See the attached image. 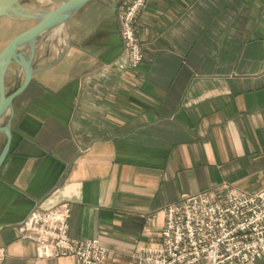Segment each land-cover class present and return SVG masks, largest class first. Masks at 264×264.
I'll use <instances>...</instances> for the list:
<instances>
[{
  "label": "crops",
  "instance_id": "crops-1",
  "mask_svg": "<svg viewBox=\"0 0 264 264\" xmlns=\"http://www.w3.org/2000/svg\"><path fill=\"white\" fill-rule=\"evenodd\" d=\"M122 1L90 0L34 44L0 164L4 264H80L36 257L17 230L35 208L69 204L71 238L134 264L182 195L264 187V0H147L136 69L116 66Z\"/></svg>",
  "mask_w": 264,
  "mask_h": 264
},
{
  "label": "built area",
  "instance_id": "built-area-1",
  "mask_svg": "<svg viewBox=\"0 0 264 264\" xmlns=\"http://www.w3.org/2000/svg\"><path fill=\"white\" fill-rule=\"evenodd\" d=\"M147 0H123L118 6L122 56L119 69H136L143 60L138 16ZM71 208L60 204L35 208L17 226L21 238L33 242L36 257L74 258L80 264H107L109 250L97 238L68 235ZM134 264H246L264 257V187L244 192L226 187L182 195L165 206L157 244L138 246ZM5 249L0 247V264Z\"/></svg>",
  "mask_w": 264,
  "mask_h": 264
},
{
  "label": "water",
  "instance_id": "water-1",
  "mask_svg": "<svg viewBox=\"0 0 264 264\" xmlns=\"http://www.w3.org/2000/svg\"><path fill=\"white\" fill-rule=\"evenodd\" d=\"M21 0H0V18L8 17L15 20H34L36 23L14 37L0 51V119L11 111L13 100L30 83L35 69L32 66L34 44L37 38L49 30L68 22L71 17L90 0H64L57 7L49 10L31 11L22 6ZM28 51L26 53L25 51ZM13 64L22 69V79L19 85L10 93L6 92L5 77ZM0 132L5 136L4 145L0 151V164L5 159L10 143L11 130L9 121L0 125Z\"/></svg>",
  "mask_w": 264,
  "mask_h": 264
},
{
  "label": "rangeland",
  "instance_id": "rangeland-1",
  "mask_svg": "<svg viewBox=\"0 0 264 264\" xmlns=\"http://www.w3.org/2000/svg\"><path fill=\"white\" fill-rule=\"evenodd\" d=\"M64 0H21L20 3L22 6L26 7L31 11H42L49 10L57 7ZM35 21H21L9 18L0 19V51L6 46V44L17 34L21 33L23 30L30 27ZM61 29V27H59ZM58 27L53 29L59 30ZM19 74V75H18ZM22 75L20 73L19 67L13 64L9 67L6 77H5V86L6 92L10 93L13 91L21 82ZM3 119V120H2ZM1 119V124H5L8 121V115L4 116ZM5 136L0 132V151L4 145Z\"/></svg>",
  "mask_w": 264,
  "mask_h": 264
},
{
  "label": "bare ground",
  "instance_id": "bare-ground-1",
  "mask_svg": "<svg viewBox=\"0 0 264 264\" xmlns=\"http://www.w3.org/2000/svg\"><path fill=\"white\" fill-rule=\"evenodd\" d=\"M64 25H65V24H64ZM64 25H63L62 27H64ZM66 28H67V27H66ZM58 29H59V27H58ZM61 30H64V29L61 28L60 31H61ZM55 31H56V30H55ZM57 31H58V30H57ZM64 32H66V31H64ZM66 33H67V32H66ZM66 35H67V34H66ZM65 37H66V36H65ZM62 39H63V38H62ZM9 112H10V111H8L7 113L9 114ZM4 116H6V114H5ZM4 116H3L2 118H4ZM2 118H1V119H2ZM1 119H0V121H1ZM2 120H3V119H2ZM0 125H2L1 122H0ZM3 125H4V124H3Z\"/></svg>",
  "mask_w": 264,
  "mask_h": 264
}]
</instances>
